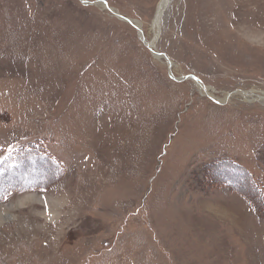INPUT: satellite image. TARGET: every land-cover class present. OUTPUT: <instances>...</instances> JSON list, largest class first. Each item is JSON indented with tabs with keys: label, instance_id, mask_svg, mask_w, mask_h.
I'll return each instance as SVG.
<instances>
[{
	"label": "rangeland",
	"instance_id": "374dc122",
	"mask_svg": "<svg viewBox=\"0 0 264 264\" xmlns=\"http://www.w3.org/2000/svg\"><path fill=\"white\" fill-rule=\"evenodd\" d=\"M89 1L153 36L159 0ZM137 34L81 0H0V264H264L236 190L264 185V102L237 94L264 92V0H172L170 68Z\"/></svg>",
	"mask_w": 264,
	"mask_h": 264
},
{
	"label": "bare ground",
	"instance_id": "6f19581e",
	"mask_svg": "<svg viewBox=\"0 0 264 264\" xmlns=\"http://www.w3.org/2000/svg\"><path fill=\"white\" fill-rule=\"evenodd\" d=\"M81 1L83 3H85V4L94 3L93 5H97V6H99L102 9H106V7H109L108 5H106L105 2H101V1H94V2H91L89 0H87V1L86 0H81ZM171 1L172 0H159L158 1L157 6H156V10H155V13H154V16H153V20H152V23L150 25V31L152 32V35L153 36L150 37L149 39L146 38V36L144 35L143 30H142L141 23L138 22V21H136V20L134 22L138 26V30H137L138 37L139 38L142 37L141 39H142V42H143L144 45L148 44L151 47V49H150L149 47L146 46V48L152 54L153 58L159 60L160 62H162L164 60L166 62V64H167V61L168 60H167L166 57L163 58V55L164 54H162L160 52H157L158 49H157V44L156 43L158 41V38H159L160 32H161V17L164 15V9L165 8H168V6L171 3ZM112 9L114 11L116 10L115 8H112ZM116 12H118V11L116 10ZM112 13H115V12H112ZM169 62H170V65H171L170 67H172L173 62L170 59H169ZM195 83H196V86L198 87V89L201 91L202 94H205L207 96H210V97L215 98V94H214L215 92L213 91L212 88H210L209 86L203 85L198 80H196ZM238 93H240L239 95L242 98H244L247 102L257 101V100L258 101L260 100V101L264 102V92L257 93L256 91L255 92L254 91H249V92L240 91V92H237V94ZM221 100L222 101H225V99H221ZM34 198H38L37 195H35V194H28L26 196H23L21 198H18L19 200L16 201V204L13 205V206L10 205V208H13L14 206H18L19 204L23 205V204H25L24 202L28 203V202L34 200ZM10 216H11V214L9 213V211H6V210L1 211L0 210V221H5Z\"/></svg>",
	"mask_w": 264,
	"mask_h": 264
},
{
	"label": "trees",
	"instance_id": "16d2710c",
	"mask_svg": "<svg viewBox=\"0 0 264 264\" xmlns=\"http://www.w3.org/2000/svg\"><path fill=\"white\" fill-rule=\"evenodd\" d=\"M218 164L219 163L214 162V166H218ZM48 167H50V169L46 172V176H47L46 177V183L42 184V185H36L35 188L38 190H42L44 188H46V189L49 188L50 185H53L54 182H56L59 179V178L55 177V173H54V169H55L54 167L55 166H53L52 163L50 162ZM236 167L238 169V166H236ZM236 167L229 169L228 171L238 173V170L236 169ZM240 172L243 174L244 178H246L250 182H253V180L249 177L248 172H246L244 169H240ZM211 173L213 174V172H211ZM236 173H234L231 176H228L227 174H224L220 168H218L217 170L214 171V174L217 175L220 179L213 180L212 184H220V185L226 184V183L228 184V182H231L232 180H235L237 183H240V178L238 177V175ZM225 176L228 178L227 180H226ZM230 177H231V179H229ZM14 183H15V181H14ZM16 186L17 187L13 188L14 194L17 195L19 193H22L23 188H21V187L23 186V184H20V185L16 184ZM231 187L236 188V186H234V184H232ZM252 187L247 188V189H243V190L241 188H237L236 190H237V192H239L241 195H243L251 203L255 212L259 216L264 218V185L259 184L255 181V183L253 182ZM258 191H260V192H258ZM11 194H12V192H10L8 194L7 192L2 191L0 193V202L6 200L5 197H7V199H8L9 196H11Z\"/></svg>",
	"mask_w": 264,
	"mask_h": 264
},
{
	"label": "water",
	"instance_id": "95a60500",
	"mask_svg": "<svg viewBox=\"0 0 264 264\" xmlns=\"http://www.w3.org/2000/svg\"><path fill=\"white\" fill-rule=\"evenodd\" d=\"M87 1V0H86ZM103 2H105V1H103ZM90 3V2H89ZM91 4H94V3H91ZM107 5V4H106ZM108 9L111 11V12H115V13H113L116 17H118L120 20H123V21H126V22H128V23H130V24H132L137 30H138V26L134 23L135 22V19H130V18H127V17H123L120 13H118V12H116V10L114 11L111 7H108ZM142 38V37H141ZM141 38H139L141 41H142V39ZM146 44V43H145ZM145 46H147V47H149L150 49H151V47L148 45V44H146ZM166 56L165 55H163V58H165ZM167 58V57H166ZM167 65L169 66V68H170V62H169V59L167 58ZM169 72H170V70H169ZM170 75H171V72H170ZM172 76V75H171ZM175 80H181L182 78H179V79H176V78H174ZM197 80V79H196ZM212 98V97H211ZM216 101H218V100H216ZM219 102V101H218Z\"/></svg>",
	"mask_w": 264,
	"mask_h": 264
},
{
	"label": "snow or ice",
	"instance_id": "6c2138e0",
	"mask_svg": "<svg viewBox=\"0 0 264 264\" xmlns=\"http://www.w3.org/2000/svg\"><path fill=\"white\" fill-rule=\"evenodd\" d=\"M8 153H11V151H12V147L11 146H9V148H8ZM5 159V157H3V156H0V161H3ZM0 170H2V169H0ZM5 199H7V197H5Z\"/></svg>",
	"mask_w": 264,
	"mask_h": 264
}]
</instances>
